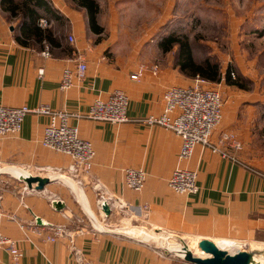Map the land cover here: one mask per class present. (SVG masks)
Wrapping results in <instances>:
<instances>
[{
  "label": "crops",
  "instance_id": "1",
  "mask_svg": "<svg viewBox=\"0 0 264 264\" xmlns=\"http://www.w3.org/2000/svg\"><path fill=\"white\" fill-rule=\"evenodd\" d=\"M51 3L58 14L48 29L53 40L50 58L41 56L40 44L22 46L15 41L17 21L8 22L0 8V106H48L84 114L96 99L105 100L121 90L128 99L129 121L114 126L70 120L96 153L91 172L75 179L59 174L71 159L41 145L48 123L45 116L28 114L20 133L0 140V233L13 239L23 254L13 262L8 252L0 250V264H77L68 239L46 240L56 226L81 231L75 242L91 264H189L159 256L141 238L123 237L109 229L124 220L177 234L172 236L214 239L206 241L231 246L233 251H253L252 261L256 262L262 249L251 246L250 241L264 244V146L246 132L249 117L240 119L237 103L223 100V120L213 132L212 142L221 133H235L240 150L226 151L238 162L196 147L183 166L197 171L198 190L190 195L175 194L167 180L177 168L181 140L142 121L161 114L167 88L190 86L192 79L184 77L170 60L161 63L152 57L141 60L138 52L128 57L114 53L112 43L89 29L83 10L63 0ZM75 51L84 55L86 74L64 91L60 80L64 69L74 67ZM152 65L158 67L156 75L150 70ZM141 68L146 71L140 79L131 80ZM39 69L44 72L41 77ZM134 168H143L147 175L140 192L124 184V171ZM27 178L33 179L30 187ZM108 197L123 201L125 209H111ZM54 199L58 201L53 203ZM198 254L200 259L209 257L200 250Z\"/></svg>",
  "mask_w": 264,
  "mask_h": 264
},
{
  "label": "rangeland",
  "instance_id": "2",
  "mask_svg": "<svg viewBox=\"0 0 264 264\" xmlns=\"http://www.w3.org/2000/svg\"><path fill=\"white\" fill-rule=\"evenodd\" d=\"M63 1L70 7L79 9L71 0ZM94 1L98 6L96 22L101 28L99 38L112 43L110 49H113L114 53L128 57L132 56L131 53L138 52L141 60L149 57L161 63L170 60L175 67L177 47H173L168 53H162L159 43L169 35L183 36L188 38L196 61H215L222 76L230 69L231 78H239V83L245 90L227 86L223 79L214 84L207 82L208 87L217 89L224 102L237 103L236 116L240 119H250L247 123L249 129L245 125L246 132H250L256 143L264 146V0ZM59 174L66 179L71 178L67 177L69 174L66 168ZM79 186L82 188V185ZM120 222L109 229L129 238H133L130 234H135L139 229L148 232L154 238L153 241L145 240V237H142L141 241L139 237L134 239L155 249L159 256L183 261L188 251L193 256L200 257L195 244V240H199L196 235H182L184 239L170 237L165 240L169 242L167 248L160 235L177 234L150 228L145 222ZM142 232L139 233L143 234ZM199 242H202V239ZM256 242L250 241V245L259 247L262 251H258L256 262H253L264 264V244ZM213 245L223 251L231 249V246ZM233 250L234 248L227 253L233 255L239 251Z\"/></svg>",
  "mask_w": 264,
  "mask_h": 264
},
{
  "label": "built area",
  "instance_id": "3",
  "mask_svg": "<svg viewBox=\"0 0 264 264\" xmlns=\"http://www.w3.org/2000/svg\"><path fill=\"white\" fill-rule=\"evenodd\" d=\"M42 29H49L51 22L40 19L37 22ZM72 43L74 40L68 37ZM50 45L43 43L41 56L50 58ZM74 67L63 70L60 80V88L64 91L74 85L75 81H82L86 74V62L84 55L74 52ZM158 67L152 65L151 72L156 75ZM131 76V80H138L146 71L145 68ZM41 77L42 69L37 71ZM163 110L158 116H149L142 121L145 125L159 126L165 131L168 130L178 136L181 140L177 155V168L171 173L167 180L169 188L177 195L184 196L195 194L198 190L197 171L186 168L184 163L188 162L196 147L201 146L210 150L212 154L219 155L222 159L238 162L234 155L227 153L226 149L240 150L241 144L235 133H221L215 142H212L213 132L221 125L223 120L220 93L217 89L208 87L207 81L198 75L192 79L190 86H174L167 88L162 97ZM128 99L121 90L109 94L108 98L96 99L84 114L70 113L65 111L51 110L48 106H40L29 109L26 106L10 108L0 106V140L7 136H16L20 133L23 120L28 114L43 115L47 118V125L43 129L41 145L43 148L62 154L71 159L66 168L68 177L75 179L79 176H86L91 172L96 153L92 144L79 136L77 126L71 124V119L90 120L93 122L109 123L114 126L127 123ZM146 172L143 168L126 169L124 171V184L131 191L140 192L146 182ZM79 185L80 182H77ZM100 197L98 200H101ZM54 199L52 202H56ZM107 205L116 211L124 210L126 204L114 197L107 198ZM0 213V218L2 217ZM80 230L69 231L65 227L56 226L46 237L50 243L59 239L69 240V251L77 264H91L83 257L81 250H78L75 239ZM0 250L8 252L13 262H18L23 257L17 243L8 236L0 233Z\"/></svg>",
  "mask_w": 264,
  "mask_h": 264
},
{
  "label": "trees",
  "instance_id": "4",
  "mask_svg": "<svg viewBox=\"0 0 264 264\" xmlns=\"http://www.w3.org/2000/svg\"><path fill=\"white\" fill-rule=\"evenodd\" d=\"M71 1L79 7V10H83L89 29L96 34L100 33L101 28L96 22L98 14L96 2L94 0ZM0 8L6 14L8 22L17 21L15 30L19 36H15V41H18L22 46L40 44L43 48L44 42L51 46L53 43L51 31L42 29L37 24L40 19H46L49 22L56 18L58 13L50 0H0ZM159 47L162 53H168L173 47H177L175 67L186 78L193 79L198 75L210 84L219 83L223 79L227 86L246 89L239 83V78H231L230 69L222 76L215 61L210 59L196 61L186 37L169 35L159 43Z\"/></svg>",
  "mask_w": 264,
  "mask_h": 264
},
{
  "label": "water",
  "instance_id": "5",
  "mask_svg": "<svg viewBox=\"0 0 264 264\" xmlns=\"http://www.w3.org/2000/svg\"><path fill=\"white\" fill-rule=\"evenodd\" d=\"M10 30H13L11 28ZM28 183V187L31 186V182L33 179L27 178L25 179ZM107 209V208H106ZM105 212H107L105 210ZM183 248V246H181ZM200 249L207 255L208 258H197L194 257L190 252L186 251L183 261L189 264H250V255L245 251H238L233 255L228 254L227 252L220 250L215 247L213 244L209 243L206 240H203L199 244ZM185 250V249H184ZM185 252V251H183Z\"/></svg>",
  "mask_w": 264,
  "mask_h": 264
},
{
  "label": "bare ground",
  "instance_id": "6",
  "mask_svg": "<svg viewBox=\"0 0 264 264\" xmlns=\"http://www.w3.org/2000/svg\"><path fill=\"white\" fill-rule=\"evenodd\" d=\"M77 184V183H76ZM79 186V185H78ZM79 189H81L80 188V186H79ZM95 226H96V223H95ZM98 229H103V227L102 226H100V227H98V226H96ZM113 231V230H112ZM139 232H141V230L139 229V230H137L136 232H135V234H130V236L131 237H139V238H142V237H145V240L146 239H151V241H153V239L154 238H152L151 237V235L148 233V232H145V231H143L142 233L143 234H140ZM127 234V233H126ZM167 234H165V236H163V235H160L161 237H160V239H162V242H163V244H164V246L165 247H169V242H166L165 240H168L170 237L172 238V237H174L175 239L176 238H178V239H184V237H179V236H172V235H167ZM156 238V237H155ZM148 241H150V240H148ZM196 241V243L195 244H197V247H198V250H200V251H202L201 249H200V247H199V244L201 243V242H199V240H195ZM203 241V240H202ZM209 242V241H208ZM209 243H211V244H213L212 242H209ZM249 255H250V262H251V264H254V262L252 261V256H253V253H248Z\"/></svg>",
  "mask_w": 264,
  "mask_h": 264
}]
</instances>
